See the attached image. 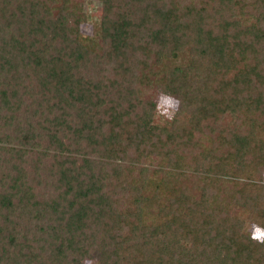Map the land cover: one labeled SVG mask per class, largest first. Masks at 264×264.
<instances>
[{
  "label": "trees",
  "instance_id": "trees-1",
  "mask_svg": "<svg viewBox=\"0 0 264 264\" xmlns=\"http://www.w3.org/2000/svg\"><path fill=\"white\" fill-rule=\"evenodd\" d=\"M101 1L0 0V264H264V0Z\"/></svg>",
  "mask_w": 264,
  "mask_h": 264
},
{
  "label": "rangeland",
  "instance_id": "rangeland-1",
  "mask_svg": "<svg viewBox=\"0 0 264 264\" xmlns=\"http://www.w3.org/2000/svg\"><path fill=\"white\" fill-rule=\"evenodd\" d=\"M103 10V2L101 0H83V11L88 12L89 15L92 16H98ZM81 30L84 33H90L91 32V22L87 21L81 24ZM177 102L173 99H171L168 96L160 95L158 98V113H163V114H171L175 109H176ZM264 122V119H263ZM264 124V123H263ZM263 182H264V174H263ZM260 227L257 225H251L246 232V235L250 236L252 238L253 233L255 230ZM262 230V229H261ZM253 249H261L262 243L259 241L257 242H252L251 243ZM255 259H261V254L260 253H254Z\"/></svg>",
  "mask_w": 264,
  "mask_h": 264
},
{
  "label": "clouds",
  "instance_id": "clouds-1",
  "mask_svg": "<svg viewBox=\"0 0 264 264\" xmlns=\"http://www.w3.org/2000/svg\"><path fill=\"white\" fill-rule=\"evenodd\" d=\"M252 239L257 241L264 240V230L257 228L252 235Z\"/></svg>",
  "mask_w": 264,
  "mask_h": 264
}]
</instances>
